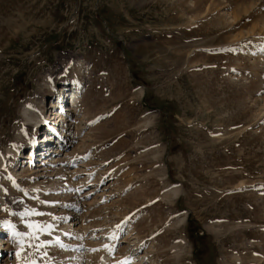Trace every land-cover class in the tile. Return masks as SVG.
Instances as JSON below:
<instances>
[{"label":"rangeland","instance_id":"374dc122","mask_svg":"<svg viewBox=\"0 0 264 264\" xmlns=\"http://www.w3.org/2000/svg\"><path fill=\"white\" fill-rule=\"evenodd\" d=\"M134 237L136 264H264V0H0V264H131Z\"/></svg>","mask_w":264,"mask_h":264},{"label":"bare ground","instance_id":"6f19581e","mask_svg":"<svg viewBox=\"0 0 264 264\" xmlns=\"http://www.w3.org/2000/svg\"><path fill=\"white\" fill-rule=\"evenodd\" d=\"M140 92L143 94V89H140ZM81 94L82 93L78 87H75L74 85L61 84V85H59V88L56 90V94H55L56 97L54 98V100L50 104L49 111L51 113L46 112L47 114H44L43 110H39L40 112L35 113V116H33V118H31L28 116V113L26 112L27 107H26V109L24 108V115L30 118V119H28V121L34 122L36 120L35 125H34L35 127L33 128V131H32L33 134L31 136V142H30L31 144L26 147V148H28V151H30V149H31L33 152L35 151L36 154L32 158L31 153H30V155H28V157L25 159H29V161L30 160L35 161L37 151L40 150L39 148H43V150L41 151L42 152V154H41L42 158L41 159L38 158L36 161L37 163L41 164V165L37 166L39 168V167L45 165L46 159L51 154H56V153H59V151H61V150L62 151L66 150V146H68V143L66 142L65 138L67 136L68 137L70 136V135H67V132H70V128L65 127L66 130H63L62 133L57 134V137H56L55 135L57 132V130H56L57 123L58 124L62 123V121L65 120L64 116H67V118L73 117L77 113V111L80 110V109H78V106H79ZM65 101L70 103V107H68L69 109H67V112L64 110L65 109L64 108V102ZM29 110L31 111V109H29ZM31 113L33 114V112H31ZM62 113H63V115H62ZM45 120H46V122H45ZM69 121H70V119H69ZM37 123H39V126H40V127L38 126L39 128L36 127ZM38 131H41V132L43 131L44 136L37 139L35 137V135L37 134ZM46 143H47L48 147H46V145H45ZM52 145L54 146V148ZM38 155H40V153H38ZM30 166H32V165H30ZM19 186H20V184L18 185V187ZM71 186H73V184ZM172 192H173L174 196H178L181 193V189L176 187L172 190ZM87 195H90V194H87ZM7 228H8V224H7ZM8 239L13 240V241L15 240L14 233L11 232V230H9V232L7 234V240ZM133 239L135 241L133 243H129V245H131V246H129V248H128V253H129L128 256H129V260L131 261V264H136L135 263V260H136L135 257L138 253H136V254H134V253H135V251L142 250L144 248L145 244L138 237H134ZM108 240H110V239H108ZM7 244H9V242L6 241V238H3V240L0 239V255L3 254L2 251H4L5 249H8V247H4ZM5 254H7V256H9V252H5ZM149 254H150L149 251H146L145 253H143V255L139 254L138 255L139 257H137V259H139L140 261L144 259V261L146 262L148 260ZM152 263H154V262H152ZM119 264H122V263H119ZM124 264H125V261H124Z\"/></svg>","mask_w":264,"mask_h":264},{"label":"snow or ice","instance_id":"6c2138e0","mask_svg":"<svg viewBox=\"0 0 264 264\" xmlns=\"http://www.w3.org/2000/svg\"><path fill=\"white\" fill-rule=\"evenodd\" d=\"M35 214H39V213H35ZM38 238V237H37ZM36 247H40V245H37Z\"/></svg>","mask_w":264,"mask_h":264}]
</instances>
